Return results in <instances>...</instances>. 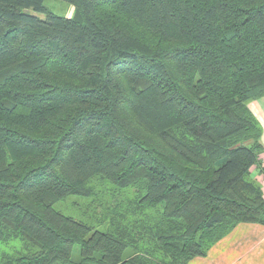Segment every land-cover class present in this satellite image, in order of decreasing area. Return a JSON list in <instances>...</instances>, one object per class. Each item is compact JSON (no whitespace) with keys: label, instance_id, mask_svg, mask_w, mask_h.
<instances>
[{"label":"trees","instance_id":"obj_1","mask_svg":"<svg viewBox=\"0 0 264 264\" xmlns=\"http://www.w3.org/2000/svg\"><path fill=\"white\" fill-rule=\"evenodd\" d=\"M58 1L0 0V264H187L264 226V0Z\"/></svg>","mask_w":264,"mask_h":264},{"label":"crops","instance_id":"obj_2","mask_svg":"<svg viewBox=\"0 0 264 264\" xmlns=\"http://www.w3.org/2000/svg\"><path fill=\"white\" fill-rule=\"evenodd\" d=\"M249 108L262 127L264 146V97L251 103ZM261 159L264 163V154ZM187 264H264V226L239 224L215 243L205 257H196Z\"/></svg>","mask_w":264,"mask_h":264},{"label":"rangeland","instance_id":"obj_3","mask_svg":"<svg viewBox=\"0 0 264 264\" xmlns=\"http://www.w3.org/2000/svg\"><path fill=\"white\" fill-rule=\"evenodd\" d=\"M44 6L50 13H52L56 16H59V17L72 18L73 14H74V8L72 6H70L69 4L63 3L61 1H58V0H45ZM26 12L30 13V14H34L41 19L44 18V15L35 14L31 10H28ZM261 140H262V138H261ZM261 143H262V141H261ZM262 164L264 165L263 162H262ZM251 178L254 179L255 181H257L262 186V188H264V178L259 175L257 170L252 171ZM85 208H86V206H83V209H85ZM76 209L72 210L71 207H67L65 211L63 210V213L65 215H72L73 214V216H75L78 213V211ZM99 210H100L99 208L95 209L96 214L99 212ZM14 244L17 246V244H19V243L14 242ZM11 251L12 250H10L8 244L7 245H1L0 246V257H1V253L8 254V253H11ZM77 254H78V247L75 246L73 255L76 257Z\"/></svg>","mask_w":264,"mask_h":264}]
</instances>
